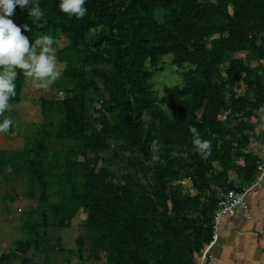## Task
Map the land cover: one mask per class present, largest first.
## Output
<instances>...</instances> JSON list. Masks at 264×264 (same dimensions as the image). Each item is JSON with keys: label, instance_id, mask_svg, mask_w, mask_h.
I'll use <instances>...</instances> for the list:
<instances>
[{"label": "trees", "instance_id": "obj_1", "mask_svg": "<svg viewBox=\"0 0 264 264\" xmlns=\"http://www.w3.org/2000/svg\"><path fill=\"white\" fill-rule=\"evenodd\" d=\"M39 4L44 11V18L39 22L29 18L27 8L17 6L14 13L22 28L25 24L29 26V31L23 30L28 38L51 35L56 41L65 40L66 50L76 51L87 32L103 24L108 28V33L97 42L103 52L83 51L82 58L92 65L107 64L102 81L112 108H118L126 116L122 118L121 129L129 143L151 160V145L153 141L159 142L160 160L152 165L161 202L167 206L169 196L171 208L170 215L162 221L161 234L169 246L188 245V253L192 256L189 264H194V254L212 238V216L217 200L209 208H203L197 218L193 217L188 211V202L170 185L176 176L172 169L179 164L172 152L174 147H183L196 166L198 176L192 178V184L200 193L210 191L214 194L223 185L232 187L227 179L228 166L220 162L229 158L233 151L240 153L244 164L236 168L241 181L252 178L258 159L243 149L251 142L255 126L246 120L264 111V79L257 77L246 81L248 93L237 94L235 80L243 72L248 73V69L237 67L235 63L226 72L229 79L231 73L236 72L230 82L222 75L221 66L238 52H248L250 57L264 60L263 0H87V15L80 20L73 17L66 23L63 20L68 15L60 11V0H39ZM230 6L233 9L230 10ZM157 10L163 11V20L156 18ZM166 55H171L173 64L178 67L193 66L184 73L183 87H166L164 98L159 99L162 105L167 104L173 115L168 122L154 109L158 99L146 88L151 79L148 65H154ZM22 82L20 73L16 81L17 95L12 102L20 100ZM82 86L86 87L87 81H83ZM84 105L85 100L78 93L56 101L63 121L55 136L79 137L86 149L95 152L101 136L85 133ZM144 115L151 116L154 121L160 120L159 125L152 122L149 129H144ZM193 126L203 139L212 141V153L207 159L193 150L189 131ZM48 135L53 136L50 132ZM31 148L34 146L25 148L24 154L17 158L21 163L27 164ZM43 154L46 156V151ZM216 163L221 165L217 173L214 172ZM72 165L73 168L78 166L77 163ZM42 169L43 164L36 162L30 169L41 186ZM108 174L106 168L91 170L78 184L63 183L59 175L57 183L61 191L62 188L68 190L71 204L84 211V227L100 230L110 242L109 263L175 264L172 257L165 256L151 263L147 250L153 234V207L138 203L127 188L111 186L107 182ZM211 186L215 187V192ZM194 201L200 206L197 198ZM78 245L80 251L86 249L83 238H79ZM3 259L0 255V264Z\"/></svg>", "mask_w": 264, "mask_h": 264}, {"label": "rangeland", "instance_id": "obj_2", "mask_svg": "<svg viewBox=\"0 0 264 264\" xmlns=\"http://www.w3.org/2000/svg\"><path fill=\"white\" fill-rule=\"evenodd\" d=\"M231 9L233 8L230 6ZM14 16L17 17L16 14ZM155 16L158 20H163V11L157 10ZM69 19L71 18L66 17L63 22L66 23ZM15 24L21 27L23 34L22 26L17 21H15ZM107 33L108 28L104 24L90 30L87 32L84 41L79 43L76 51L66 50L65 47L68 43H65V40L56 41L54 47L57 48L58 67L62 72L60 79L46 89L37 88L31 80L26 79L20 102L17 104L10 103V108L7 111L8 117L13 120V125L9 131L11 133L8 132L9 135L4 134L8 137L5 140L2 139V144L4 145L5 142V145H13V147L22 150L34 146L33 149L29 150L27 163H31V166L34 162L39 165L43 164L42 173L44 172L48 176H52L54 171H56V174L62 173L60 175L62 182L66 184L71 182L78 184L84 180V175L89 171H99L100 168H106L109 173L107 182L111 186L127 188L134 193L138 203L152 205L153 207V234L150 236L151 243L148 245L147 250L151 263H155L159 258L165 256L168 259L172 257L175 264H189L192 256L188 253V245L176 243L174 246H169L165 243L161 234V231H163L162 221L167 215H170L169 196L167 206H164L161 202L154 166L149 165V158L129 143L124 130L121 129L122 118L125 119L126 116L118 108H112L109 100L110 95L107 93L102 81V75L108 69L107 64L92 65L87 62V59L82 58L83 51L101 54L103 52L102 46H98L97 42L100 37ZM262 37L264 38V34ZM34 40V38H29L30 45L34 43ZM235 63H238L237 67H245L249 71L248 73L243 72L235 80L234 85L237 88V94L248 93L246 81L255 80L257 77L264 79V60L250 57L248 52H238L229 56L221 66L222 75L225 78L229 79L226 72ZM148 66L151 79L146 84V88L158 99L154 103V109L161 119L167 122L171 121L173 119L172 113L169 111V114L164 105L159 102V99H161L160 93H165L166 87L178 86L174 85L176 80H182L184 83V73L192 69L193 66L184 64L178 67L173 64L171 55L160 57L154 65L149 64ZM235 73H231L230 82L233 81ZM83 81H87L86 87L82 86ZM60 92L64 93L63 97L59 95ZM74 93H78L85 100L87 126L85 133L92 136H101V141L98 144L99 148L95 152L86 149L84 141L79 137L75 139L66 136L63 138L55 136L60 131L63 121L62 114L57 110L56 101L63 100L67 96H73ZM246 121L254 125L257 132H259L258 134L262 135L261 133L264 132V111L256 112L254 117ZM152 122L159 125L160 120L154 121L151 116L144 115V129H149ZM36 123L48 126V128H42L41 131L39 128L35 129ZM44 129L52 133L53 136L43 138ZM258 134L254 133L253 135L257 136ZM40 142L42 143L41 147L39 146ZM45 147L48 149H45ZM44 151H46V156L43 154ZM14 153L16 152L11 151L7 152L6 155H2L1 161L7 164L12 162L15 158L13 157ZM20 154H24L23 151ZM172 155L179 160V164H175L172 169L176 176L170 182V185L179 190L182 198L189 204L188 211L194 215V218H197L203 208H209L215 204V187L211 186V189L215 192L214 194L210 191L200 193L192 184V178L198 176L196 174L197 168L190 162L183 147H174ZM72 163H77L78 166L73 168ZM220 163L228 166L227 179H239L236 168L244 165L241 162L240 153L233 151L229 158ZM220 166L219 163L215 164V173L220 170ZM63 189L61 191L57 187L59 194L55 192L49 195L50 203L62 205L61 209L56 211L55 217L49 221L53 224L57 223L56 229H48L47 232L38 233L33 224L27 222L29 219L25 218L23 220L21 215L1 217L5 224L6 236H10L4 242L3 247L5 249L1 250L0 248V255L4 257L3 264H11L8 259L15 255L13 251L17 248L22 249V257H15V264H110V249L108 248L110 242L100 230L80 227L79 219L71 221L70 212L73 211V214H75L77 211L78 213L79 208L71 204L67 197L68 190ZM20 195V198L24 199L21 192ZM195 198L200 201V206L194 201ZM47 205L49 207V204ZM45 210L48 209L43 203L39 208V213L42 214ZM59 222H62V224L58 225ZM14 228L16 229L14 230ZM11 237L13 238L11 239ZM47 238L51 240L52 245L46 242ZM79 238L84 239L86 247L82 251H80V246L77 244ZM10 241L15 243L14 248L9 244ZM53 242H55L54 245ZM53 255L55 256L53 257Z\"/></svg>", "mask_w": 264, "mask_h": 264}, {"label": "crops", "instance_id": "obj_3", "mask_svg": "<svg viewBox=\"0 0 264 264\" xmlns=\"http://www.w3.org/2000/svg\"><path fill=\"white\" fill-rule=\"evenodd\" d=\"M10 19L18 22L16 16L10 17ZM31 38V37H29ZM23 76V74L21 73ZM26 79L23 76L22 88L20 90L19 98L21 100L22 89L25 86ZM12 102L11 104H17L20 102ZM8 116L7 112L5 113ZM35 129L37 128H48L40 123H36ZM43 130V129H42ZM46 132V133H45ZM11 133V132H9ZM9 133H7L9 135ZM255 134H258L257 129L254 130ZM262 135H257L251 138V142L243 149V152H247L255 157H257L258 163H264V132ZM4 134H0V161L1 156L6 155L7 152H16L13 157L14 160L10 163H3L0 166V248L5 249L4 242L10 236H6L5 224L1 217L7 216H17L21 215L24 220L29 219L27 222L33 224V227L38 231V233L47 232L48 229H56V225L50 223L49 221L55 217L56 211L61 209L59 203H50V193L58 192L57 187V177L60 173L56 174L53 172L52 176L43 175V185L41 186L39 180L35 178L30 172L31 165L24 162L21 163L17 158L21 157V152L24 151L21 148L13 147L10 145L2 144V139H7ZM48 138V132L44 129L43 138ZM18 146V145H17ZM45 149H48L45 147ZM241 162H243L241 160ZM9 164H11L9 166ZM47 168L48 165L46 164ZM11 169L9 172L8 169ZM50 171V170H49ZM50 174V173H49ZM257 167L254 171L252 178L248 182H243L239 178H234L233 180L228 179V184L232 185L231 188L242 189L248 185L252 180L257 177ZM237 179V180H236ZM232 182V183H231ZM22 184V185H21ZM230 187V186H225ZM218 188H223L220 186ZM20 192L23 198H20ZM19 193V194H18ZM18 196V197H17ZM69 198V195H68ZM248 201L250 204V212L245 215L243 212L239 211L232 216L226 217L219 226L218 234L215 239V244L213 246L212 254L213 257L210 260H204L200 257L199 252L194 254L193 262L194 264H264V177L261 184L256 187L249 195ZM45 205L46 209L42 214L39 213V208L41 205ZM49 204V207L48 205ZM50 210V211H49ZM71 214V221L74 219H79V226L85 228L83 225L84 211L79 209V212ZM66 217V215H65ZM15 225V224H14ZM68 226V225H67ZM66 226V227H67ZM65 228V227H64ZM16 228H14L15 230ZM13 237H11L12 239ZM46 242H52L49 238ZM56 242V240H55ZM53 242V245L55 244ZM79 239L77 241V244ZM11 247L14 248L15 243H9ZM12 248V249H13ZM14 250V249H13ZM12 250V251H13ZM22 249H16L15 255L9 257L8 261L11 264H15V257H22ZM11 251V252H12ZM55 255H53L54 257Z\"/></svg>", "mask_w": 264, "mask_h": 264}, {"label": "clouds", "instance_id": "obj_4", "mask_svg": "<svg viewBox=\"0 0 264 264\" xmlns=\"http://www.w3.org/2000/svg\"><path fill=\"white\" fill-rule=\"evenodd\" d=\"M86 3L87 0H60L59 8L69 18L80 20L87 15ZM17 6L20 9L27 8L31 20L39 22L44 18L39 0H0V134L8 133L13 125V120L5 113L10 108V100L17 95L16 81L20 73L25 79L31 80L34 86L43 89L50 87L62 75L58 67L57 48L54 47L55 38L51 35H42L30 45L29 38L22 34L21 27L10 19ZM23 30L29 31V26L23 25ZM174 85L183 87V81L176 80ZM59 95L63 97L64 93L60 92ZM160 95L164 98L165 93L161 92ZM164 108L169 112L167 104ZM189 131L192 133L194 152L207 159L212 153V141L203 139L194 126L190 127ZM151 149L153 154L148 161L149 165L160 160L159 142L153 141Z\"/></svg>", "mask_w": 264, "mask_h": 264}, {"label": "built area", "instance_id": "obj_5", "mask_svg": "<svg viewBox=\"0 0 264 264\" xmlns=\"http://www.w3.org/2000/svg\"><path fill=\"white\" fill-rule=\"evenodd\" d=\"M257 177L242 189L231 187H223L216 189L217 205L212 216L213 233L212 238L206 242L200 249L199 255L202 259L210 260L213 257L212 250L218 229L222 221L228 217L241 211L245 215L250 212V204L248 197L250 193L261 184L264 177V163L257 165Z\"/></svg>", "mask_w": 264, "mask_h": 264}]
</instances>
